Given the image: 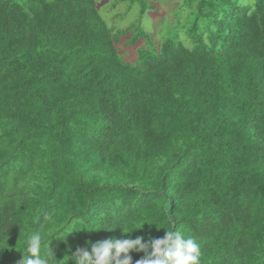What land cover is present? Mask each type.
Listing matches in <instances>:
<instances>
[{"label": "trees", "instance_id": "16d2710c", "mask_svg": "<svg viewBox=\"0 0 264 264\" xmlns=\"http://www.w3.org/2000/svg\"><path fill=\"white\" fill-rule=\"evenodd\" d=\"M180 1L157 46L151 0L116 1L122 30L95 0H0V264L32 231L62 261L177 229L200 264H264V0Z\"/></svg>", "mask_w": 264, "mask_h": 264}, {"label": "clouds", "instance_id": "9594fccd", "mask_svg": "<svg viewBox=\"0 0 264 264\" xmlns=\"http://www.w3.org/2000/svg\"><path fill=\"white\" fill-rule=\"evenodd\" d=\"M39 231H32L24 244L18 264H132L130 253H143L135 264H200L201 245L179 230L165 231L162 238L145 241L143 237L106 239L89 247L78 248L71 256L58 261L52 250L41 249Z\"/></svg>", "mask_w": 264, "mask_h": 264}, {"label": "rangeland", "instance_id": "374dc122", "mask_svg": "<svg viewBox=\"0 0 264 264\" xmlns=\"http://www.w3.org/2000/svg\"><path fill=\"white\" fill-rule=\"evenodd\" d=\"M117 0H95L96 7L107 25L115 30H122L132 25L139 16V5H129L127 2H116ZM157 2L155 10H147L141 19L144 31L150 35L152 41L160 46L167 38L168 29L180 0H151ZM175 21V18H174ZM173 21V22H174ZM118 51L126 61L135 58V48L124 44L122 40L117 45Z\"/></svg>", "mask_w": 264, "mask_h": 264}]
</instances>
